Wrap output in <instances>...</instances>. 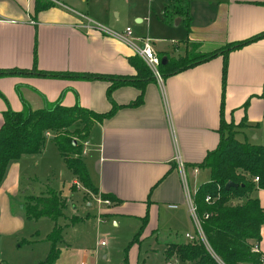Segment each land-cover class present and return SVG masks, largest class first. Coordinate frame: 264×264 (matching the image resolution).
Listing matches in <instances>:
<instances>
[{
	"label": "crops",
	"instance_id": "crops-1",
	"mask_svg": "<svg viewBox=\"0 0 264 264\" xmlns=\"http://www.w3.org/2000/svg\"><path fill=\"white\" fill-rule=\"evenodd\" d=\"M39 1L42 0H0V69L89 72L126 77L136 74L128 62V57L136 54L132 47L94 24L113 33L117 31L61 0H47L45 2L52 4L37 9ZM167 1L165 5H169L171 11L182 8L190 17L186 32L173 45L180 53L186 50L188 42H196L203 52H211L226 43L264 31V0ZM176 17L178 25L183 21L180 16L175 15L170 20ZM132 18L137 22L145 19L137 11L132 12ZM141 37L144 36L134 37V42L138 44ZM150 38L157 54H168L157 46L153 37ZM223 61L224 57L218 54L193 67L163 76L161 80L156 77L144 85L141 102L133 105L130 103L140 93L135 85H119L107 97L111 81L102 78L35 73L3 75L0 76V127L4 110L11 106L8 101L13 103V109H23L24 101L33 109L58 100L65 106L77 103L96 111L108 110L115 105L112 114L94 123L87 138L90 146L83 158L98 191L111 193L119 199L99 206L98 219L105 215H122L135 217L141 224V217L147 214V223L137 241L143 234L147 235L146 229L155 234L158 241L162 235L159 227L164 213L168 216L169 228L182 225L183 229L181 232L175 230L172 235L167 233L168 229L164 230L165 250L168 243L188 240L184 235L186 231H195L191 222V226L187 224L191 218L174 158L176 152L186 166L190 189L195 192L209 177V169L197 163L217 146L221 118L236 123L245 120L238 127L236 136L264 143V36L227 54L225 79L222 76ZM20 159L10 163L0 184V244L21 232L26 223L24 215L14 206V197L23 191L24 201L29 194H39L27 193L22 186ZM193 166H198L197 171ZM71 187L85 190L73 171ZM60 193L68 204V198L62 191ZM255 195L264 207V188L256 189ZM42 218L49 219L45 222L44 240L52 244L48 234L56 221L48 216L34 219ZM38 233L39 230L33 231L30 238L36 241L34 238ZM260 246L264 251V238L260 240ZM48 248L49 245L45 246L44 251L48 252ZM2 254L1 249L0 258L5 259ZM125 262L129 264L127 259ZM89 264L96 262L93 260Z\"/></svg>",
	"mask_w": 264,
	"mask_h": 264
},
{
	"label": "trees",
	"instance_id": "trees-1",
	"mask_svg": "<svg viewBox=\"0 0 264 264\" xmlns=\"http://www.w3.org/2000/svg\"><path fill=\"white\" fill-rule=\"evenodd\" d=\"M50 4L52 3L39 1L37 9L46 8ZM175 15L180 16L189 27L190 17L187 11L182 8L171 11L168 6H164L166 19L170 20ZM263 36L264 31L241 41L226 43L207 53L195 52L191 47L199 46V44L188 42L185 55L178 59H173L168 54H158L159 73L161 77L174 74L220 54L224 57L222 76L225 79L227 54ZM162 57H165L164 63L161 62ZM36 60L35 53V62ZM128 62L136 70V74L129 77L89 72L33 71L20 68L0 69V76L35 73L42 76L102 78L111 81L107 88V97H110L112 89L119 85H135L140 93L130 103L133 105L141 102L144 85L156 77L139 55L129 56ZM0 96H2L1 92ZM114 110L115 105L108 110L96 111L81 107L77 103L74 106H65L60 100L38 109H33L27 101H24L23 109L11 107L5 109L4 121L0 127V184L10 163L23 154L40 152L48 136L47 132L51 131L68 166L82 185L100 194L102 198L118 201L119 199L113 194L98 191L81 156L83 140H77L75 137L79 134L84 140L87 139L94 123L109 116ZM244 121L234 123L233 120L226 121L221 118V135L217 146L209 150L203 160L197 163L200 167L209 169V178L201 182L194 192V201L201 217V227L213 252L226 264H261L260 254L252 250V244L260 239V228L264 223V207L255 195L256 189L264 188V143H255L236 136L238 127L242 126ZM77 122L80 126L72 130L71 127ZM256 175L257 181L253 179ZM228 180H232L236 185L225 187ZM207 195L211 196L210 201L205 199ZM22 205L30 218L48 216L56 221L54 228L48 234V239L52 242L49 259L54 260L60 252L58 242L63 239L64 227L58 223V220L66 215V199L57 189L48 187L46 191L39 194L27 195ZM78 219L80 217L74 214L71 216L70 223H75ZM147 219V214L141 217L139 229L134 233L130 244L138 240ZM164 254L165 259L178 257L187 264H220L204 243L197 239L168 243Z\"/></svg>",
	"mask_w": 264,
	"mask_h": 264
},
{
	"label": "rangeland",
	"instance_id": "rangeland-1",
	"mask_svg": "<svg viewBox=\"0 0 264 264\" xmlns=\"http://www.w3.org/2000/svg\"><path fill=\"white\" fill-rule=\"evenodd\" d=\"M61 1L66 2L75 10L107 24L118 33H122L129 26L132 29L130 39L140 36L153 37L157 46L164 48L173 59L185 55V51L180 53V49H174L173 45L182 38V33L186 32L187 26L185 21L176 25L178 17L172 19V21L170 20L172 23L165 21L163 7L168 3L167 0ZM134 11L145 17L143 22H137L136 19L132 18V12ZM191 48L197 53L199 51L207 53L196 45ZM148 68L153 73L149 66ZM8 103L12 108L13 103L10 101ZM76 126H80V124L77 122L71 129L74 130ZM75 137L77 140H84L79 134ZM81 156L84 158L86 154L82 153ZM19 159L22 162L21 184L26 192L40 193L42 190L46 191L48 186L56 188L59 192L62 191L63 195L68 198V204L65 208L67 216H62L59 219V224L64 227V237L58 242L59 255L54 260H50L49 255L52 244L44 240L45 222L49 219L36 220L28 218L26 209L21 207L24 193L23 191L18 193L13 200L18 212L25 217L24 229L0 244V250H3L1 256L5 257L10 264H89L93 260L96 264H125V259L128 260L129 264H166L163 253V237L166 236L164 230L168 229L167 233L170 232L169 235H172L175 230L183 231L182 225L177 226V228L173 226L169 228L168 216L161 212L162 219L159 229L162 235L158 238V241L155 240V234H150L149 230L146 229L147 235L144 236L143 234V238L139 242L135 241L130 244L132 236L139 229L140 221L135 217H123L122 215L115 217L105 215L98 219V208L105 205L103 203L98 205L94 191L86 188L84 190L80 187L73 189L71 187L72 170L66 164L65 158L54 140L53 132L52 135L46 136L40 152L26 153L16 160ZM202 176L203 174L200 175V181L203 179ZM75 213L82 219H78L72 224L70 219ZM190 222L194 231L192 220L187 221V224L191 226ZM36 230H39V233L35 235V241L30 238V235ZM98 239H104L106 244L98 245ZM48 245L49 248L46 249L48 252H45L44 247ZM104 254H106L105 257H103ZM179 264L187 263L181 261Z\"/></svg>",
	"mask_w": 264,
	"mask_h": 264
},
{
	"label": "built area",
	"instance_id": "built-area-1",
	"mask_svg": "<svg viewBox=\"0 0 264 264\" xmlns=\"http://www.w3.org/2000/svg\"><path fill=\"white\" fill-rule=\"evenodd\" d=\"M94 25L98 27L101 31H104L108 33L109 35L115 36L121 41H123L124 43L131 46L132 49L135 51V53L139 55L146 62V64L151 68L155 77L161 80V75L159 73L160 57L158 56L153 46L152 39L150 37L148 36L141 37L139 39V43L136 44L134 40H132L133 38L130 39L132 36V30L130 27H126L122 33H113V32L108 31L107 29H105L103 26L99 24L95 23ZM47 135H52V132L48 131ZM82 144H83L82 153H85L87 151V148L90 146V142L88 139H85L82 141ZM174 158L176 159L177 166L180 171L181 179H182L183 186H184V192H185V202L187 204L188 212H189L190 218L192 220V223L195 229L194 232L186 231L184 235L188 240L197 239V240L202 241L204 245L209 249V251H211L213 256L216 258V260L220 264H226L225 262L222 261V259L219 256H217V254L213 252L202 230L201 217L199 216L197 208H196V204L194 201V193L191 191L189 183H188V175H187L186 166L178 152H176ZM197 169H198V166H193L194 171H197ZM253 179L257 181L258 176L257 175L254 176ZM95 198L98 202V205H101L102 203L110 204L111 202L109 198H102L100 194H97ZM205 199L210 201L211 196L207 195ZM170 206H176V204H170ZM205 216H207V213H205ZM263 238H264V223L261 225V228H260V239L256 240L252 244V250L260 254L261 264H264V251L261 249V246H260V240ZM97 244L104 245L106 244V242L104 239H98ZM165 261H166V264H179L180 259L178 257H170V258L165 259ZM0 264H9V262L4 258H0ZM246 264H251V263H246Z\"/></svg>",
	"mask_w": 264,
	"mask_h": 264
},
{
	"label": "water",
	"instance_id": "water-1",
	"mask_svg": "<svg viewBox=\"0 0 264 264\" xmlns=\"http://www.w3.org/2000/svg\"><path fill=\"white\" fill-rule=\"evenodd\" d=\"M161 62L164 63L165 62V57H162L161 58ZM76 142V140H75ZM232 185H236L235 182H233L232 180H228L226 183H225V187H229V186H232Z\"/></svg>",
	"mask_w": 264,
	"mask_h": 264
}]
</instances>
